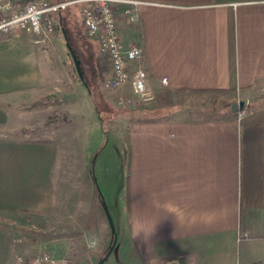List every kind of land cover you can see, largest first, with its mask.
<instances>
[{
  "label": "crops",
  "instance_id": "obj_1",
  "mask_svg": "<svg viewBox=\"0 0 264 264\" xmlns=\"http://www.w3.org/2000/svg\"><path fill=\"white\" fill-rule=\"evenodd\" d=\"M132 1L139 19L121 18L122 37L140 39L155 108L128 125L118 191L127 223L104 264L264 263V101L234 96L211 116L181 109L196 96L253 95L264 85V0ZM38 43L29 32L0 39V130L8 99L41 90ZM240 100L246 108L231 110ZM57 157L53 139L0 137V210L53 212ZM13 260L0 226V264Z\"/></svg>",
  "mask_w": 264,
  "mask_h": 264
},
{
  "label": "rangeland",
  "instance_id": "obj_2",
  "mask_svg": "<svg viewBox=\"0 0 264 264\" xmlns=\"http://www.w3.org/2000/svg\"><path fill=\"white\" fill-rule=\"evenodd\" d=\"M61 15L63 25L59 23L51 36L44 38L29 32L43 51L42 87L38 92L5 102L11 118L8 127L0 130L1 138L55 141L58 146L53 173L55 207L51 213L0 210V226L10 234L14 258L18 254L31 257L49 252L68 257L76 264H97L108 252L112 240L111 224L99 190L112 215L117 241L118 236L121 240L127 212L118 191L125 186L128 125L140 113L154 109L155 104L137 103L130 89L119 93L106 86L111 79L110 60L86 34L81 4L69 5ZM130 38L140 45L134 33ZM67 41L81 60L83 79ZM252 93L200 95L191 104H181L184 106L181 109L211 116L223 112L234 96L249 98L250 104L264 101V85ZM157 98L160 101L159 95ZM174 102L172 98L164 102L172 108L170 113L177 108ZM90 237H96V246L88 245ZM113 256L108 260H113Z\"/></svg>",
  "mask_w": 264,
  "mask_h": 264
},
{
  "label": "built area",
  "instance_id": "obj_3",
  "mask_svg": "<svg viewBox=\"0 0 264 264\" xmlns=\"http://www.w3.org/2000/svg\"><path fill=\"white\" fill-rule=\"evenodd\" d=\"M71 4H81L82 23L86 34L98 43L99 51L111 63V90L130 89L143 102L155 99L149 84L143 49L136 43L126 44L121 32V18L130 23L139 19L137 4L132 0H0V39L33 32L47 38L58 27L57 17ZM127 5L122 7V5ZM166 82V79H164ZM122 102V101H121ZM120 102V103H121ZM90 247L97 245L90 237ZM12 264H76L68 257L42 252L31 257L18 254ZM167 264H187L182 258H171Z\"/></svg>",
  "mask_w": 264,
  "mask_h": 264
},
{
  "label": "water",
  "instance_id": "obj_4",
  "mask_svg": "<svg viewBox=\"0 0 264 264\" xmlns=\"http://www.w3.org/2000/svg\"><path fill=\"white\" fill-rule=\"evenodd\" d=\"M67 38V36H66ZM67 46L70 50V53L72 55V58L74 60V63H75V66H76V69L78 71V74L80 76L81 79H83L84 77V74H83V71H82V67H81V60L80 58L78 57V54L77 52L75 51V49L73 48V46L67 41ZM245 106V102L243 100H240V101H235L232 103V106H231V110L233 111H239V110H242ZM99 190V188H98ZM100 194H101V198H102V203H103V206H104V210L107 214V217H108V220L111 224V228H112V240H111V243H110V247L108 249V252L106 253V255L104 257H102L98 262L97 264H104V262L108 259L109 255L111 254V252L113 251L115 245H116V242H117V234H116V227H115V224H114V221H113V218H112V215L109 211V207L106 203V200L103 196V194L101 193V191L99 190Z\"/></svg>",
  "mask_w": 264,
  "mask_h": 264
},
{
  "label": "trees",
  "instance_id": "obj_5",
  "mask_svg": "<svg viewBox=\"0 0 264 264\" xmlns=\"http://www.w3.org/2000/svg\"><path fill=\"white\" fill-rule=\"evenodd\" d=\"M57 21H58V25H59V23H60V25H63V20H62V15H61V13L58 15V17H57ZM65 31V30H64ZM246 108V106L243 108V109H245ZM128 177L129 176H127V179H128ZM97 188H98V186H97ZM261 264H264V263H261Z\"/></svg>",
  "mask_w": 264,
  "mask_h": 264
}]
</instances>
